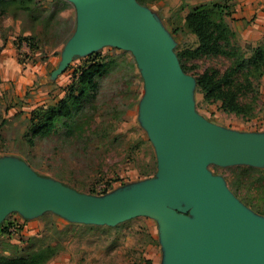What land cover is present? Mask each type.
<instances>
[{"label": "rangeland", "instance_id": "rangeland-1", "mask_svg": "<svg viewBox=\"0 0 264 264\" xmlns=\"http://www.w3.org/2000/svg\"><path fill=\"white\" fill-rule=\"evenodd\" d=\"M137 2L168 34L182 70L191 77L195 112L233 133L264 134V73L259 74L252 65L233 73L237 57L230 54L229 46H224V52L199 50V37L184 24V17L196 6L234 1ZM227 21L235 33L232 44L251 56L253 52L246 45L256 46L240 38L232 27V15ZM76 29L77 10L71 0H34L27 7L17 0L0 8V158L22 160L45 180L104 197L157 178L159 156L143 118L145 76L132 51L113 43L102 44L75 55L65 71L52 78ZM93 61L105 64V68L95 76L96 85L88 89L81 103L71 104L72 116L30 140L40 111L57 105L71 89L77 95L80 84L76 74ZM202 74L217 79L232 74L225 89L237 83L244 112L225 111L220 99H207L197 82ZM238 166L264 170L262 165L243 162H211L208 171L244 210L264 222V182L249 178L239 196L230 184ZM20 215L10 212L0 222V256L22 257L50 247L55 255L46 264L64 261L68 254L78 257V264H146L147 248L161 249L160 220L150 215L114 225L73 219L55 210L24 217V221L19 220ZM11 224H16L12 231Z\"/></svg>", "mask_w": 264, "mask_h": 264}, {"label": "water", "instance_id": "water-1", "mask_svg": "<svg viewBox=\"0 0 264 264\" xmlns=\"http://www.w3.org/2000/svg\"><path fill=\"white\" fill-rule=\"evenodd\" d=\"M77 29L52 78L75 55L113 43L132 51L147 84L144 121L159 156L158 177L104 197L78 193L42 178L29 164L0 158V222L13 211L47 210L114 225L150 215L160 220L164 264H264V222L244 210L208 164L264 166V134H239L201 118L192 79L168 34L137 0H71ZM189 211V213H188Z\"/></svg>", "mask_w": 264, "mask_h": 264}, {"label": "trees", "instance_id": "trees-1", "mask_svg": "<svg viewBox=\"0 0 264 264\" xmlns=\"http://www.w3.org/2000/svg\"><path fill=\"white\" fill-rule=\"evenodd\" d=\"M17 0H0V8H6L15 3ZM24 7L29 6L34 0H18ZM140 3H146V0H137ZM234 3L224 4L216 3L213 5H200L194 7L185 17L184 24L188 30L195 33L200 40L199 50L204 52L216 51L224 52V46H229L230 54L237 57L236 67L233 71L239 72L242 68L250 65L255 67L259 74L264 73V45L252 47L246 45L247 50H252L251 56H246L244 50L240 46H234L231 39L235 37L234 31L231 29L227 17L233 14ZM105 68V64L99 61L89 63L76 74L78 84H80L79 93L76 95L74 89L55 106H49L42 109L37 117L40 118L39 123L34 121L30 130L31 138L46 133L56 126V122L70 118L73 114L71 104L81 103L87 94L89 88L96 85L95 76L100 74ZM232 74L225 75L221 79H217L214 75L202 74L198 76L197 82L199 88L205 93L207 99L218 98L221 100V107L225 111H232L238 114L244 112L241 104L240 88L236 82L232 83V89H225L227 79ZM35 120V119H34ZM259 176V177H258ZM256 178L259 182H264V170L253 166H238L234 170V174L230 177V184L236 194L241 196L240 192L249 178ZM258 177V178H257ZM253 183H256L254 181ZM244 197H241V199ZM250 204V203H249ZM253 208L259 209L254 203ZM16 226V224H11ZM55 255L52 248L48 247L35 251L27 256L9 258L0 256V264H46L48 259Z\"/></svg>", "mask_w": 264, "mask_h": 264}, {"label": "crops", "instance_id": "crops-1", "mask_svg": "<svg viewBox=\"0 0 264 264\" xmlns=\"http://www.w3.org/2000/svg\"><path fill=\"white\" fill-rule=\"evenodd\" d=\"M233 1L234 8L232 14L233 21L231 23L232 27L235 29V31H237L240 38L244 42L250 43L253 46L264 45V0ZM21 215L19 220L24 221V216ZM154 237L156 238L157 235ZM144 255L147 257L146 264L165 263V250L162 244L161 249L156 247H148L147 252H145ZM63 260L64 261L57 260L55 263L78 264V257L73 254H68L66 257H63Z\"/></svg>", "mask_w": 264, "mask_h": 264}, {"label": "built area", "instance_id": "built-area-1", "mask_svg": "<svg viewBox=\"0 0 264 264\" xmlns=\"http://www.w3.org/2000/svg\"><path fill=\"white\" fill-rule=\"evenodd\" d=\"M15 228H16V226H11V227L9 228V230L12 231V230L15 229Z\"/></svg>", "mask_w": 264, "mask_h": 264}]
</instances>
